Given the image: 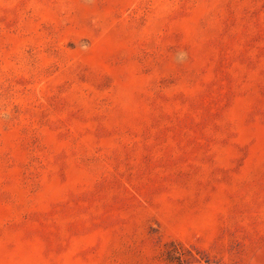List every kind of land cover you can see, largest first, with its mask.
<instances>
[{"label":"rangeland","instance_id":"374dc122","mask_svg":"<svg viewBox=\"0 0 264 264\" xmlns=\"http://www.w3.org/2000/svg\"><path fill=\"white\" fill-rule=\"evenodd\" d=\"M0 264H264V0H0Z\"/></svg>","mask_w":264,"mask_h":264}]
</instances>
